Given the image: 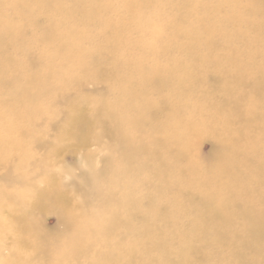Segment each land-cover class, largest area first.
<instances>
[{
	"label": "rangeland",
	"instance_id": "obj_1",
	"mask_svg": "<svg viewBox=\"0 0 264 264\" xmlns=\"http://www.w3.org/2000/svg\"><path fill=\"white\" fill-rule=\"evenodd\" d=\"M104 1L111 3L110 8L100 14L114 20L119 28L112 31H120L122 35L119 38H123L126 29L121 28V22L122 20L129 22L131 19L128 9L124 7L130 0ZM185 1L192 2L191 8L202 18L203 23L211 28L210 35L217 43L216 50L209 52L207 48L199 47L190 52H181L176 49L169 51L166 57H161L160 61L165 63L169 59L173 63L186 58L188 61L192 59L204 61L195 67L198 73L197 79L189 76V83H182L179 80L172 82L170 88L161 87L160 84L152 85L150 81L140 84L131 77V70L119 64L110 63L109 56H104V62L97 66L89 64L86 60L90 69L85 73L81 68L75 67L74 72L82 71L78 72L75 81L70 80L71 82L66 85L56 83L53 90L55 97H53L52 109L57 113L49 112L48 121L44 126H33V131L28 133V137L22 141L21 146L12 150V160L0 163V264H25V257L35 255L36 253L31 249L33 243L30 239L33 233L42 237V242L46 239L53 244L42 247L45 248L44 254L35 255L36 260L31 264L42 262V264H91L93 260L101 261L100 257H95L96 251L101 246L102 249L109 246L113 248L122 246L129 249V246L131 248L136 245L137 238L133 239L124 234L125 230L122 228L124 231L122 237H114L109 243H105L103 235L100 234L92 240L91 247L88 241H84L86 250L91 249L89 255H68L64 261H61L56 248L60 247L63 242L59 237L66 234L78 235L79 231L76 224L72 226L62 220L61 206H55L53 202L49 203L43 197L46 192L58 189H61L62 193H67L70 201L67 205L70 210L76 211L75 206L78 205V211L89 216L101 209L111 212L128 208L130 214L127 215V220L132 219L139 233L146 232L144 243L150 241L151 236L156 235L157 229L161 228L164 236L171 238L169 254L167 257H162L154 247L148 248L140 243L134 251L139 264H168L172 259L181 261V248L188 246L195 247V249L191 247L194 256L198 253V255L210 258L207 264H220L221 256L224 258L223 264H261L263 253L252 251L256 246L252 242H256L257 239L250 234L248 228L243 227V223L251 225L247 217L250 211L248 210L249 205L254 209H261L259 204L263 202L261 195H251V191H248L249 186L243 189V193H249L250 199L243 201L242 194L240 192L236 194L240 196L238 203L235 204L239 207L240 203L243 209L235 212L230 209L228 213V216H233L230 224L232 242L234 246L236 244L234 249H229L227 239L221 246L214 245L222 234L225 237L230 234L229 221L225 215L222 225L217 220H213V217L220 214L218 209H213L211 204L206 206L201 203H192L189 196L194 186L193 180L201 179L198 172L206 170L210 165L212 167L223 165L225 169H231L230 174H226L223 179L218 176L204 180L203 185L214 192L223 183L231 185L239 183L244 177L253 179L262 175L264 171V119H258L254 127L250 128H247V123L243 122L248 119L249 115L264 116V99L260 97L264 94L260 87L264 86V69L257 67L264 63V49L256 53L246 52L243 56L244 65H234L229 60L226 61L225 57H228L224 49L226 38L220 36L217 31L221 32L222 29L232 31V24L225 17L226 12L231 11L230 7L225 6L218 10L213 20L208 15V8L202 9L198 6V3L208 4L209 0H182L183 3ZM259 1L264 5V0ZM7 2L8 0H0L1 11L5 14L3 18L17 23L24 22L22 13L19 11L13 13ZM149 2L147 15L150 23L153 27H161L162 19L171 15L172 7L155 8L152 5L159 3L160 0H149ZM237 2L241 1L237 0ZM68 3L74 6L84 5L81 0H69ZM80 10V8L73 10L67 17L54 10L47 13L34 10L31 15L34 24L29 34L18 43H13L14 45H4L0 38V49L2 46L6 53L18 61L24 60V56L19 52L23 49H30L37 58H40L43 42L38 40V36L42 33L46 34L48 29L52 31L51 25L56 26L63 23L75 27L79 25V30L85 32L86 38L83 39L79 49L84 52L90 47L94 50L101 42L99 41L100 36L109 34L113 37L114 32L106 31L98 23L84 25L78 21L80 18L84 19ZM194 19L195 17L191 18V20ZM150 23L144 24L150 25ZM28 27L27 24H23L19 30H25ZM62 28L65 29V26ZM176 29V27L173 28V36L179 35ZM243 29L246 30V27ZM260 29L264 35V24ZM144 30L148 32L149 29L144 28ZM141 35L142 33L138 35V32H134L129 36L137 39ZM148 36V41L153 42L152 35L148 33ZM232 43L238 49L246 47L242 36L233 34ZM139 50H141L140 45L133 49L121 46L112 55L116 58H125L131 54L133 58ZM209 55L212 57L208 58ZM57 56L58 58L51 62L52 68L48 71L49 74L41 78L32 77L31 79H34L32 84L52 87V72L54 74L62 72L64 60L67 58ZM146 56L149 55L146 54ZM45 57L48 58L46 54ZM53 58L54 55L49 56L48 59ZM48 59L39 62L43 63L42 67L49 61ZM213 59L217 61L214 62ZM1 60L3 63L6 62L4 59ZM218 62L221 67L216 70L213 63ZM27 63V60L23 61V64ZM16 64L20 63L15 61V64L11 63L5 74L0 72V78L7 79L4 83H0V89L4 92L12 91L21 80H26L31 75L24 65ZM160 69L162 79L165 72L163 68ZM93 76L97 77L92 78ZM116 76L119 81L114 80ZM184 76L185 73H178V77ZM210 77L215 80L211 88L207 84ZM123 81H131L127 83L129 90L123 99L138 104L140 110L130 109L124 113L121 105H118V90L122 88V83H126ZM236 81L243 85L239 87ZM201 92L207 93L210 101H218L222 105L227 103V107L221 112L209 111L207 124L211 127L210 130L200 131V127H195L196 130L186 132L185 129H178L176 123L178 119L182 122L186 118L189 120L198 118L197 122H199V114L190 113L191 109L188 107L203 105L206 102V99L203 100L204 98L198 96ZM50 93L51 91H46L38 101L46 100L45 103H48L52 98ZM62 93L64 96H61ZM240 93L245 96L240 100L239 110L236 107L232 109L233 104L230 102ZM0 109L2 113L7 111L4 115L6 121L18 112L17 109L10 110L5 101H0ZM139 114H141V118L138 119L139 123L133 124L131 120H135ZM72 118L85 119L87 123L85 127L88 128L87 132L84 131L85 142H81L80 138L68 137L71 134L65 125L68 119ZM213 120H216L221 127L231 128L238 132L243 130L250 138L252 144L246 146L240 158L237 157V149L224 150L222 148L223 138L215 133L218 128L214 127ZM175 131L176 135H171ZM162 132H165L168 137L167 141L177 144V147L182 143H189V146H181L184 148L187 164L192 167L190 164L192 163L198 170L192 171L180 180L178 178L177 181L169 177L165 170L166 166L175 159V146L150 142L152 137L157 135L162 137ZM38 141L43 145L36 146ZM221 151L224 152L220 157H224L222 159L218 158ZM23 156H27L29 160L22 161ZM245 158L254 160L253 170L247 172L246 168L241 165V161ZM230 161H236V167L240 169L236 175H232ZM179 164L184 166L182 162ZM175 167L179 175L181 167L178 165ZM163 171L166 172L165 179L157 176ZM111 172L116 177L124 176L128 183H119V180L112 182ZM109 187L114 190L112 198L97 195L98 192L106 193ZM230 201L226 202L225 210L230 206ZM128 202L132 207H125ZM211 213L214 214L213 217ZM150 259L151 261L148 262ZM125 264L135 263L126 262Z\"/></svg>",
	"mask_w": 264,
	"mask_h": 264
},
{
	"label": "bare ground",
	"instance_id": "obj_2",
	"mask_svg": "<svg viewBox=\"0 0 264 264\" xmlns=\"http://www.w3.org/2000/svg\"><path fill=\"white\" fill-rule=\"evenodd\" d=\"M68 1L69 0H8L7 3H9L13 13L16 11L22 13L21 15L25 21L21 23H17L13 20L7 21V19H4L3 16H5V14L2 13L0 7V38L3 40L4 45H14L13 43H18V41L24 39L25 35L29 34L30 30L33 28L32 25L34 24V21L31 19V15L34 10L36 12L42 10L44 13L54 10L67 17L72 13L73 10H78V8H80L82 17H84V19L82 20L80 18L78 21H81V23L84 25H89V23H98V25L103 27L106 31H111V33L114 32L113 37H111L109 34L102 37L100 36L99 41L101 42L97 45V47L94 50H92L91 47L87 48L84 52L79 49L82 42L84 41L83 39L86 38V34L84 31L79 30V25L76 27L70 24L64 25V23L58 24L56 26L51 25L52 31H49L48 29L46 34L42 33L40 36H38V40L43 42L41 48L42 56L40 58H37L30 49H23V51H19L24 56L23 61L27 60V64H23V61L15 60L14 57L6 53V50H3L1 46L0 72L5 74L11 63L15 64L16 61L17 63H20L16 65H24L31 75L27 77L26 80H21L18 86L10 92H4L0 89V101H5L10 110L17 109L18 111L15 116L6 121L4 115L7 113V111L2 113V110L0 109V163H5L10 159L12 160V150L21 146L22 141L28 137V133L33 131V126H44L46 121H48V113H57V111L54 112L52 109L53 97H55L53 90L56 87L57 82H59L61 85H66L68 82L75 81L77 79L78 72L82 71L76 70V72H74L75 67L81 68L84 71L83 73H85L90 69L88 63L93 66H97L104 62V56H109L108 59H111L110 63L113 62L114 64H119L121 67L131 70V77L140 84H143L144 81H150L152 85L160 84L161 87L163 86L170 88L172 86V82L174 83L181 80L182 83H189V76L196 78L198 73L195 67L200 63H204V61H198L197 59L188 61L186 58L183 61L177 60V62L173 63H171L168 59L165 63H162L160 61L161 57H166L169 51L176 49L180 50L181 52H190L199 47H205L209 50V52L216 50L217 43L210 35L211 28L205 25L202 18L194 12V9L191 8L192 2L190 1H185L183 3L182 0H160L159 3L153 4L152 6L155 8L172 7L171 15L168 18L162 19V26L153 27L147 15V5L150 3L149 0H130L128 5L124 7L125 9H128L131 19L129 22L125 20H122L121 22V28L126 29V34L123 38H119L122 35L120 31H112L113 29L119 28L115 24L114 20L100 14L102 11L110 8V2L107 3L104 0H81V2L84 4L83 6H78V4L74 6L73 4H69ZM240 1L241 2L238 3L237 0H209L208 4L202 5L201 3H198L200 8H208V15L213 20L215 19L218 10L225 6L230 7L231 11L226 12L225 17L227 21L232 24V31H226L225 29L223 31L222 29L221 32L217 31V33L220 36L226 38L224 49L227 51L228 57H225V60H229L234 65H244L243 56L246 52L256 53L264 49V35L260 29L261 25L264 24V5H262L259 0ZM192 17H195V19L191 20ZM144 23H150V25H145ZM23 24H27L29 27L25 30H19V27ZM62 26H65V29H63ZM174 27L178 29H176V32L179 31V35L177 36H173ZM243 27H246V30H244ZM144 28L149 29L148 32H146ZM134 32H138V35L142 33V35L137 39L130 37L129 35ZM148 33L149 35H152L153 42L148 41ZM233 34L243 37L246 45L244 49H238L237 47L233 46ZM139 41L140 43H138ZM137 45L141 46V50L137 51V55H133V58L131 57V54L129 57L125 58H116L112 55L116 52V49L121 46H124V48L133 49ZM45 54L48 58L49 56L54 55V58L48 59L45 57ZM146 54L149 56H146ZM57 55L67 58L64 60V69L62 72L55 74L52 72V87H47L40 84H32L34 82V79H31L32 77L41 78L46 77L49 74L48 71L52 68L51 62L58 58ZM211 57V55L208 56V58ZM1 59L6 60V62L3 63ZM45 59H48L50 62L48 61L42 67L43 63L39 62ZM213 61L216 62L217 60L213 59ZM213 64L216 70L220 69V62ZM257 67L264 69V63L262 65H257ZM160 68H163L165 72L162 79L160 78ZM179 72L185 73V76L182 78L178 77ZM94 77L95 76L92 78ZM114 80L119 81L117 76ZM5 81H7V79L2 80L0 78V83H4ZM214 81L215 80L212 77L207 80L209 88L212 87ZM123 82L126 83L121 82L122 88L118 90V105H121L124 113L130 109H134L136 111L140 110V106L138 104H134L131 101H126L123 99L129 90L127 83H131V81ZM236 83L239 87L243 85L239 81H236ZM260 87L261 90L264 91V86L262 85ZM46 91H51L50 96H52V98H50L48 103H45L46 100L44 102H39L38 99ZM180 92H183V90H180ZM61 96H64V93H62ZM198 96L204 98L203 100L206 99V102L203 103V105L197 104L189 106L188 109H191L190 113L199 114V122H197L198 118L193 120L186 118L185 121L182 122L178 119L176 121L178 129H185L186 132L196 130L195 127H200V131L203 129L210 130L211 127L207 124L209 119L207 115L209 111L215 110L216 112H221L227 107V103L222 105L221 102L219 103L218 101L208 100L207 93L201 92L198 93ZM231 96H233V94H231ZM244 96L245 94L240 93L236 97L232 98V102H230L233 104L231 106L232 109L236 107V109L239 110L238 105H241L240 100ZM260 97L264 99V94L260 95ZM140 115L141 114L137 115L135 117L136 119L131 120V122L133 124H138V119L141 118ZM249 116H247L248 119L244 120L243 122L247 123V128L254 127L253 125L255 121L258 119H264V116ZM187 117H189V115ZM110 119L112 118L110 117ZM86 125L87 123L85 122V119H68L67 124L65 125V128L71 134L68 137L74 139L80 138L81 142H85L84 131L87 132L88 129L85 127ZM213 125L214 127L218 128L215 130V133L223 138L224 146L222 148H224V150L229 148L237 149L236 153L238 158H240L241 153L244 154L246 146L252 144V141L246 136L243 130L238 132L237 130H233L231 128L221 127L218 125L216 120H213ZM234 133H236V135ZM171 135H176V131ZM167 138L168 137L165 135V132H162V137L160 135L152 137L150 142L159 145L164 143L165 145L168 144L171 147L175 146V159L172 161V163H169L166 166L165 170L169 177H173L177 181L178 178L180 180L183 177H187V175H189V173L192 171L198 170V168L192 163L190 164L194 169L187 164L186 155L183 152L184 148L181 145L189 146V143H182L177 147V144L167 141ZM42 145L43 144L40 141L36 142V146ZM223 153L224 152L221 151L218 158H220ZM21 160H29V158L27 156H23ZM179 162L184 163V166L180 165ZM253 162L254 160H248L245 158L243 161H241V165L245 167V170L248 172L249 170H253L255 168L254 165H252ZM235 163L236 161H230L233 170L232 175H236L237 172L240 171L239 167H236ZM175 165L181 167L179 169V175L176 173L177 168ZM165 171L158 173L157 176L165 179ZM229 171H231V169H225V166L223 165H219L217 167H212L210 165L206 170L198 172L201 176V179L193 180L192 184L194 186L193 189L190 190L189 200L192 203H201L206 206L211 204L213 209H218L220 214L213 217L214 214L211 213V217H213V220H217V222L222 225L225 215L226 219L229 221L230 234H228L226 237L224 234H222L220 238L217 239V243H214V245L221 246L223 242H225V239H227L229 249H234L236 244L234 246L232 242L230 224L232 223L233 216H228V213L230 209H232L233 212L243 209V206L240 205V203L239 207H237L235 204L238 203L240 196H236V194L240 192L242 194L241 199L243 201L250 199L249 193H243V189L249 186L248 191H251V195H261L263 201L259 202L261 209H254L249 205L250 208L248 210L250 211H247V217L249 221H251V225L243 223V227L248 228L250 234L256 237V242H252L253 244H256L255 247L252 245L254 248L252 251H255V253H263L262 259L260 261L261 264H264V171L261 176L254 177L253 179L252 177L247 176L248 178L244 177L239 183L236 182L231 185L223 183L216 190V192L206 185H203V182L206 178L220 176L223 179L226 174H230ZM110 176H112V182L119 180V183H128V180H126L122 175L116 177L113 172H111ZM112 187L107 188L106 193H100L97 191V195L106 198H112L114 194ZM60 191L61 189H58L57 191H48L43 194V197L49 203L53 202L55 206H61V209L63 210L61 211L63 217L62 220L71 224L72 226L76 224V228H78L79 231L78 235L66 234L59 237L63 242L60 247L56 248L58 251V258L61 261H64V258H66L68 255H89L91 249L86 250L84 247V241H88L89 247H91L92 240L95 237H98V234H100L104 237L103 241L105 243H109L114 237H122V233H124L122 228L125 230L124 234L133 239L137 238V242H135L136 245L131 248L129 246V249H125L122 246L115 248H113V246H109L106 249H102L101 246V248L97 250L95 254V257H100L101 261L97 262L96 260H93L91 264H125L126 262H134L135 264H139L134 251L140 246V243L144 246H147L148 248L154 247L162 257H167L169 254V244L171 238L165 237L162 229L159 228L156 231L157 234L152 235L150 241L144 243L143 241L145 239L146 232L142 231L139 233V230L132 222V219L127 220V215L130 214L128 208H122L111 212H106L105 209H101L95 212V214H91L90 217L84 212H79L78 205L75 206V208H77V212L75 210H70L67 205L70 203L66 195L67 193L64 192V194L62 193L63 191ZM21 199L23 198L21 197ZM227 201H230V206H228L227 210H225ZM130 204L131 203L128 202L125 207H132ZM30 239H32L31 241L33 243L31 245V249L36 253L35 255L44 254L45 248L42 247H48L53 244L52 242L49 243V241H46V239L45 242H42V237L34 233L30 236ZM248 244L251 245L250 243ZM191 247L195 249V247ZM191 247L188 246L181 248V261L172 259L168 262V264H207L208 261H210V258L206 257L205 255H198L197 253L196 256H194V252ZM35 255L25 257V264H31L33 261H35ZM219 260L220 264L224 263L223 256H221ZM149 261H151V259L148 260V262Z\"/></svg>",
	"mask_w": 264,
	"mask_h": 264
}]
</instances>
